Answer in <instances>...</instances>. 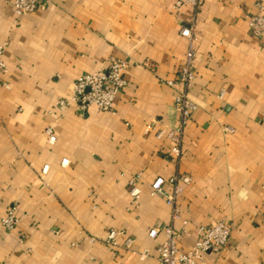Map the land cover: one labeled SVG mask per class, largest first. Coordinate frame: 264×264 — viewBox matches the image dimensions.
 <instances>
[{
	"label": "crops",
	"instance_id": "1",
	"mask_svg": "<svg viewBox=\"0 0 264 264\" xmlns=\"http://www.w3.org/2000/svg\"><path fill=\"white\" fill-rule=\"evenodd\" d=\"M177 1L45 0L18 16L0 0V264H158L165 236L150 237L153 227L173 226L188 251L218 220L233 225L229 243L203 264H264V33L249 28L264 0H204L197 13ZM182 26L195 28V110L177 157L169 134L181 86L168 81L189 47ZM112 57L128 61L114 109L79 110L76 79ZM176 175L192 181L173 219L151 186ZM113 229L131 249L122 237L105 242Z\"/></svg>",
	"mask_w": 264,
	"mask_h": 264
},
{
	"label": "built area",
	"instance_id": "2",
	"mask_svg": "<svg viewBox=\"0 0 264 264\" xmlns=\"http://www.w3.org/2000/svg\"><path fill=\"white\" fill-rule=\"evenodd\" d=\"M204 0H183L177 1L176 6L189 4L197 13ZM45 0H12L15 13L18 16L27 15L36 12L45 7ZM249 28L254 35H262L264 33V7H260L259 11L250 17ZM194 26H182L180 33L189 40V47L185 55L184 62L178 72L177 79L168 81L171 86L180 85L181 89L176 95L175 108L179 115L178 125L171 131L169 137L172 140V153L177 157L182 154L181 142L184 134V129L193 111L195 103L192 101L189 90L196 79V50ZM3 47L0 46V78L1 75L7 72V66L2 58ZM128 66V61L121 58L112 57L108 61L105 68L79 76L73 86V99L76 102L79 110H86L92 106L97 107L101 111H111L115 107L118 96L125 90L127 80L125 71ZM1 83V80H0ZM68 101L62 99L59 105L66 106ZM46 134L51 143L57 139L56 133L52 127L46 129ZM67 160H64L66 163ZM48 166L44 168L47 172ZM192 181L189 175H176L169 179L157 177L152 183V193L162 196L172 207V218L180 217V210L177 205L178 198L183 191V187ZM131 194L134 199L139 197L140 189L132 182ZM169 186L166 189L165 185ZM17 223L16 207L11 206L5 217L2 220V226L5 229H13ZM233 225L228 221L218 220L210 225L201 226L198 230V238L195 244L188 251H184L179 246V233L171 226L153 227L149 231V236L156 238L160 233L164 234L165 239L157 247L158 264H203L204 256L209 251L220 252L229 243ZM122 237L126 249H131L133 239L126 236L124 232L111 230L105 242L112 247H118V238ZM96 241L95 238H91ZM148 252L142 253L141 257H148Z\"/></svg>",
	"mask_w": 264,
	"mask_h": 264
}]
</instances>
